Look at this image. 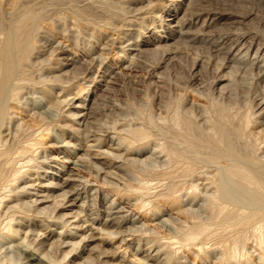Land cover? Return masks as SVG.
<instances>
[{"label": "bare ground", "instance_id": "6f19581e", "mask_svg": "<svg viewBox=\"0 0 264 264\" xmlns=\"http://www.w3.org/2000/svg\"><path fill=\"white\" fill-rule=\"evenodd\" d=\"M146 2L150 3V0ZM13 6L7 17L0 16V264H73L76 261L78 264H119L116 263V251L106 248L110 244L107 241L127 233L130 237L136 232L143 233L144 228L140 218L128 212L121 203L110 202L109 195H133L139 189L163 188L166 185H160L161 180L175 177L170 169L182 167V164L187 166L181 177H193L198 169L200 173L196 183L188 185L189 188L183 189L178 196H174L177 186H168L169 192L163 196L171 208L165 209L159 218L158 215L154 217L158 225L170 231L176 224L191 223V231L184 238L188 242L187 249L197 253L200 259L205 256L210 264H264L263 34H232L230 30L213 33L210 29L215 21H210L207 13L205 19L203 13H194L190 19L176 23L182 38L193 45L200 43L209 48L212 62L216 63L214 70L221 75L214 83L216 88L213 85L215 90L211 91L217 103L230 96L224 71L231 68V64H235L234 70L238 74H250L259 88L263 87L253 100L254 123L251 125L244 128L222 121L213 123L204 106L187 97L174 109L171 120L162 114L168 112L166 107L158 105L159 112L152 107L144 113L141 110L144 104L133 110L136 114L129 118L130 111L120 105L99 110L96 107V110L93 106L97 101L95 91L89 94L88 102L79 100L77 105H72L78 99L72 78H69L72 70H80L85 84L97 79H112L115 70L107 67L104 53H98L94 47L87 49L81 57L73 56L63 42L50 34L52 29L48 27L47 15L28 7L19 8L17 4ZM128 10L130 13L134 10L132 5ZM164 18L169 25L177 21L174 12L167 13ZM118 21L123 37L111 43L118 46L120 53L128 55L126 48L132 46L137 20L134 17ZM62 23L54 21V27L69 33L67 22ZM165 27L163 22L159 25L160 29ZM72 29L70 33H74ZM193 29H196L195 33ZM199 34L202 37H198ZM125 40L130 45L125 47ZM150 44L135 43L137 53H142ZM252 51L253 60H247ZM130 53L134 55V52ZM132 65L133 62L129 67ZM194 66L200 68L196 61ZM36 73L38 81L33 77ZM34 80L38 87L27 86ZM185 83V89H191L200 83V78L190 73ZM195 91L202 95L199 90ZM34 94H40L46 103L42 98L41 102L33 97ZM21 108L37 120V128L26 126L24 120L15 116L14 112ZM122 115L125 116L123 121H103L106 117ZM52 129L60 131L56 136L59 154L74 149L73 153L69 151L70 156L77 160L68 159L66 163L76 166L77 172H68L66 167L54 164V155L42 147L39 136ZM109 131H113L112 139L106 137ZM115 136L119 138L115 140ZM106 170L114 171L116 177H103ZM85 174L93 175L98 182L101 180L107 190L104 192L98 185H92L94 178L90 181ZM155 181L159 185L152 184ZM161 196L156 192L152 197ZM144 198L138 202L141 209H148L154 201L149 200L150 196L145 198V203ZM216 222L236 227L238 232L222 234L218 238L210 232V226ZM52 227H61L64 231L58 233ZM70 229L78 231L79 241L73 238V233L67 232ZM94 232L106 235V239L100 238L97 243L99 239ZM124 239L126 237L122 238V243ZM218 240H225L226 244ZM146 243V264L191 263L172 247V240L161 244L156 241ZM139 253L142 251L136 254Z\"/></svg>", "mask_w": 264, "mask_h": 264}, {"label": "rangeland", "instance_id": "374dc122", "mask_svg": "<svg viewBox=\"0 0 264 264\" xmlns=\"http://www.w3.org/2000/svg\"><path fill=\"white\" fill-rule=\"evenodd\" d=\"M20 1L21 0H4L3 2V0H0V8H1L0 16L6 15L7 17V15L13 10L14 8L13 5L16 4L19 6V8L28 7L27 9L39 12L42 15L45 14V16L46 15L48 16V20H47V22L49 23L48 27L49 29H52L50 30V34L57 37L58 40L63 42L64 45L67 46L68 49H70L73 56L81 57V55L85 51H88L89 49H93L94 47V49H96L98 53L100 54L104 53L102 55H104L103 57H105V61H106L105 64L107 65V67H111L113 68V70H115L116 74L112 79L110 78L97 79L95 81H90L86 84L83 82L81 74H79L80 70L78 69H74V71L72 70V73L69 75V78L70 79L72 78L71 82L74 84L73 86L74 91L77 92L78 94L77 97L78 99L74 101L72 105L73 104L77 105L79 103V100H86V102H88L89 94L95 91L97 101L93 106L94 108L97 107L98 110L105 106L120 105L121 107L128 109L130 111L129 118H133L134 114H136V112L134 111H136V109L140 107V104L141 105L144 104L143 105L144 108L141 109L144 111V113L146 111L145 109H150L152 107L154 108L155 111L159 112L158 108L162 105L166 107V110L168 111V112H163L162 114L165 117L168 116L167 118L169 119L170 116L173 117L176 111L174 109L178 107L180 101H182L184 98L187 97L189 100L191 99L190 100L191 102L195 101L198 102L200 105L204 106V109L208 113L209 117L210 115L212 116L210 117V119L213 123L222 121L230 125L232 124L233 126L241 125L244 128L246 126H249V124L250 125L252 124L254 118L252 112L254 107L253 100L255 99L254 97L257 95V93H259V91L263 89V87L261 86L259 88L258 84L256 83V80H254V78H252L250 74H247L245 72H242L241 75L238 74L234 70L235 64L234 65L231 64L230 65L231 68H228L227 70L224 71V74L226 75L225 76L226 81L225 80L224 81L226 87L229 89L230 96L228 95L229 97L226 101L217 103V100H214L215 96L212 95L211 91L215 90L212 89L213 85L214 88H216L214 83L217 80V78H219L221 75L216 73L214 70L215 67L214 65L216 63L212 62V54L209 48L207 47V45L200 43L199 44L194 43L193 45V43L191 44L188 41H186L184 38H182L180 36V30L177 25L178 24L177 22L184 19L186 20L190 19L191 16L194 15V13L195 14L203 13L205 16L203 18L205 19L207 13V15L209 14V20L215 21L213 28L210 29V31H213V33L214 32L228 33L229 30H230L229 33L232 34L254 32V34L256 33L259 35L263 34L261 36L264 38V0H155V1L150 0V3L148 2L149 4L146 2L147 0H145V2H140L144 0H131V1L130 0H115V1L114 0H58V1L57 0H22L21 2ZM57 2L59 4H57ZM110 5L112 6V8ZM131 5L132 8H134V10L130 13L128 9L131 7ZM169 12H174L177 16V21L170 25L168 24L167 21H165L164 18ZM242 15L245 17H243ZM50 16L52 17L54 16V17L52 18ZM141 16H143V18ZM101 17H103V19ZM134 17L135 20H137L138 25L136 27V32L133 35V42L131 43L132 46L126 48V52L128 55H123L124 53H120L121 50L117 48L118 46H113L111 43V41L118 40L122 36L121 31L119 30V27L122 25L119 23L120 21L117 22V20H123L124 18L129 20ZM203 18L202 21L204 20ZM3 20L8 21V18L6 19L3 18ZM58 20L64 23L67 22L68 24L67 29L69 33L66 31L62 32L63 31L62 29L57 30V27H54V21H58ZM238 20L240 21L238 22ZM0 21H1V17H0ZM160 22L161 23L163 22L165 24L166 27L164 29L159 28V25L161 24ZM71 28H74L72 29V31H74V33L72 32L74 35L70 33ZM222 29L226 32H224ZM195 30L196 29H193L194 33ZM77 36L79 37L77 38ZM198 37H202L201 34H199ZM145 42H150L152 44H150L147 47H144L142 53H137L135 43L136 44L138 43V45H142ZM128 44L130 45L129 41L125 40L124 46L126 47L128 46ZM130 52H134V55L133 54L131 55ZM46 58H51V57L49 55H46ZM253 58H254V52L252 51L247 57V60L251 61L253 60ZM195 61L200 64V68L194 66ZM132 62H133L132 65L133 67L130 68L129 66H131ZM190 73L197 74L198 78H200V83L192 86L191 89L190 88L185 89L186 88L185 82L189 78ZM231 73H234V75H231ZM76 75L78 76L80 75L78 79L74 78L76 77ZM36 76L37 73L33 77H35V80L38 81V76L37 77ZM141 79L144 80L142 81ZM35 80L31 81L29 84H27V86H29L30 88L38 87L37 82H35ZM195 89L202 92V95L198 94L197 91H195ZM33 97H37L38 100L42 98L41 100L44 103H46L44 101L45 99L40 94H34ZM235 97H237L238 99L237 98L235 99ZM228 104L231 106L227 107ZM14 113H16L15 116L16 117L18 116V118L21 121L24 120L23 123L26 124V126L31 128L38 127L37 120L33 118L32 114L26 113L22 108L20 110L19 109L16 110ZM229 117H232L231 120L229 119ZM114 119H120L121 121H123V119H125V116L124 115L116 116V117L113 116V118L106 117L103 119V121L112 122ZM224 119L226 121H224ZM169 120H171V118ZM59 135H60V131L56 129H52L49 133L45 132L42 134V136H39V140L43 144L42 147L47 151H49V153L53 154L54 155L53 157L56 158L54 164L58 166L66 167V171L68 172L71 171L77 172L78 168L76 166H74L73 164L66 163L68 159L72 161L77 160L70 156L71 155L70 152L73 153L74 149L71 148L70 150H67L63 154H59L57 152L59 144L56 136ZM113 135H114L113 131H109L106 137L108 139H112ZM118 138L119 136L117 137L115 136V140ZM185 166H187V164H182V167L181 165L177 167H172L170 170H172L171 172H173L174 175L181 177L180 174H182V171L184 170ZM199 173L200 172L198 169L193 177L180 178L175 176L169 179H167L168 177H166L165 179L163 178L164 182L163 180H161L162 183L160 182L159 184L161 185L164 183L163 185L166 186L155 190L139 189L141 192L138 190L133 195L124 194V195L116 196L113 193L109 195L108 200L110 202L115 200L116 203H121L128 212L133 213L136 218H140L141 224L143 225L144 228L143 233L142 231L136 232L135 234L133 233L131 237L127 236L129 235L127 233L126 235L124 234V236L123 235L117 236L113 241H107L109 239L106 240L107 242H110V244L106 245V248L109 249L111 248L112 252L114 253L116 251V254L118 256L116 263L146 264L145 261L147 260V258L145 256L146 254L145 252L147 251L148 248L146 245L147 241L148 242L156 241L161 244L162 242H168L172 240V243L174 242L172 247L176 249L179 255H181L186 259H189L191 262L190 264H210V262L208 263V261L206 260L205 256L203 255L200 256L201 257L200 259L199 256L196 255L197 253H195L194 251L191 252L187 249L188 247L186 246V244L188 242L185 240L186 239L185 237L186 234L189 233V230L191 229L189 227L191 223L183 224L180 226L176 224V227L174 226L172 230L168 231L164 229L161 225H158V221L154 220L155 216L158 215L157 217L159 218L165 209L170 210L171 208L170 205L166 202V196H163L166 195L167 192H169L168 186H173V185L175 187L177 186L175 188L177 190H174L175 191L174 196H178L183 189L189 188L188 185L192 184L193 182L196 183V180L198 178L197 176ZM215 173L213 172V174ZM85 175L87 179L90 178V181H92L94 178L93 175H89V176L88 174ZM105 176L116 177V173H114V171L112 170H106L103 172V177ZM92 182H93L92 185L94 186L98 185V187H100L104 192L107 190L106 186H102L103 184L101 180L100 182H98V180L94 178V181ZM152 184L156 185L158 184V181H155ZM134 186L136 188V185ZM122 187L126 189V187H124L123 185ZM142 190L144 193L142 192ZM153 191L154 194H152ZM156 192L157 194L159 193L162 194V196L159 198L152 197L153 195H155ZM83 196L85 197L84 194ZM143 196L145 198L147 197V199L148 197L151 196L149 200L152 202L154 201L153 203H151L150 208L148 209H141V205L138 202L139 201L138 199L143 198ZM114 197L116 199H114ZM147 199L144 200L145 203H147L146 201ZM82 201L83 199L79 200V204H81ZM86 226H88V224ZM213 226L214 229H212ZM177 227L179 228V230ZM229 227L232 230L234 229V231L230 232L232 230ZM52 228L54 229L55 232L58 233L64 231L61 227H52ZM236 230H237L236 227H233L231 225L229 226L228 224H223L221 222H216L214 223V225L210 226V232L214 233V235H216L218 238L219 236L221 237L222 234L223 236H227L226 235L227 233L228 235H232V234L234 235L238 232ZM67 232L73 233V238L76 241H79L81 239L78 231L70 229ZM217 232L219 233L216 234ZM94 234L96 237L98 236L97 238L99 240L96 241L97 243L101 241L100 238L106 239L105 238L106 235L105 236L101 234L98 235V233L95 232ZM123 237H126V239H124L125 240L124 243H122ZM175 239H177V242ZM181 239L182 241H180ZM218 241L219 243L223 242V244H226L225 240H218ZM125 242L128 243L126 244ZM139 243H141L140 247H139ZM137 251L138 252L142 251V253L136 254ZM77 262L79 261H76L73 264H76ZM150 263L152 262L150 261Z\"/></svg>", "mask_w": 264, "mask_h": 264}]
</instances>
